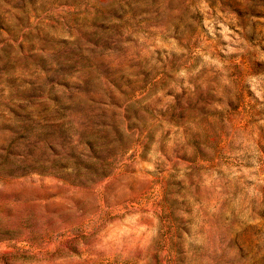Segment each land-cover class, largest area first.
Instances as JSON below:
<instances>
[{"label": "rangeland", "instance_id": "1", "mask_svg": "<svg viewBox=\"0 0 264 264\" xmlns=\"http://www.w3.org/2000/svg\"><path fill=\"white\" fill-rule=\"evenodd\" d=\"M0 264H264V0H0Z\"/></svg>", "mask_w": 264, "mask_h": 264}]
</instances>
